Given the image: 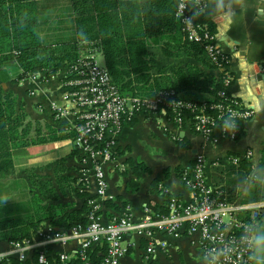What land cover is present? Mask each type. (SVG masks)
<instances>
[{
  "label": "crops",
  "instance_id": "1",
  "mask_svg": "<svg viewBox=\"0 0 264 264\" xmlns=\"http://www.w3.org/2000/svg\"><path fill=\"white\" fill-rule=\"evenodd\" d=\"M71 4V0H65ZM207 14L215 26V46L229 58L226 67L233 75L235 83L228 89L229 93L250 102L254 109L253 117L242 123L241 134L235 142H224L220 145L206 143L201 137L195 135L191 127L183 124L177 127L165 117L158 115L139 114L131 122L124 124L118 139V149L114 163L107 168L108 191L106 201L116 204L119 212L103 207L100 213L102 223H107L123 214L130 213L135 220L143 218L147 213L162 214L166 206V196L159 190L160 185L168 189L169 195L182 202L187 201L188 192L181 182L183 171L190 169L197 156H203L208 162L207 179L212 184L214 178H221L217 170L210 164L215 161H224L228 156L243 157L247 151L252 152V158L247 161L251 173L243 184H237L236 202L244 204L250 194L253 179L258 178L264 194V0H207ZM38 13L40 29L42 22L40 14L49 10L59 11L63 0H34ZM71 9V7H70ZM54 17L56 14H52ZM70 19L71 38L67 42H49L58 46L75 41V27L71 12L67 14ZM42 37L52 38L50 33H43ZM45 41V40H44ZM46 42V41H45ZM81 44H79L80 46ZM151 67H185L194 65L205 75L217 77L219 72L209 68L192 57L182 54L178 57H168L163 54L161 47H150ZM100 65L105 67L103 55L98 57ZM69 63H63L54 73L45 71L43 76L32 80L31 74L26 78L15 81L21 72L15 62L10 61L0 68V85L4 92H13L17 100V108L22 109L29 121L40 125L42 132L50 127L58 132L75 136L72 125L74 114L56 120L51 111V104H61L63 100L64 69ZM72 140L51 142L42 145H32L12 152V171L0 178V191L9 190L8 196L0 199V204L8 207L11 212L4 216L0 212V220L25 219L31 214L30 199L38 195V190L31 183L34 181H50L59 196L57 202H45L46 210L50 206L66 208L67 212L80 210L87 199L95 197V183L93 177L88 175L79 183V161L73 155ZM61 164L71 170L66 175L76 180L84 197L77 193L61 194L56 182L55 167ZM226 168V167H224ZM225 179V177H222ZM18 188H15V187ZM75 189V188H74ZM126 204L123 209L121 204ZM256 203V202H255ZM122 213V214H121ZM264 221L259 223L255 238L264 235ZM59 232L49 221L38 225V230L31 235L30 243L44 248L50 260L61 253L75 255L79 249L76 241L66 245L44 244V238ZM156 240L165 242L164 249H158L150 257H146L145 249L148 239L131 237L124 243L127 250L120 264H205L199 246L191 238L158 235ZM41 245V246H40ZM94 247L92 251L94 252ZM11 251L8 241L0 240V254ZM92 251L90 253H92ZM33 251L28 254L31 259ZM100 255V252H98ZM255 264V262H254Z\"/></svg>",
  "mask_w": 264,
  "mask_h": 264
},
{
  "label": "built area",
  "instance_id": "2",
  "mask_svg": "<svg viewBox=\"0 0 264 264\" xmlns=\"http://www.w3.org/2000/svg\"><path fill=\"white\" fill-rule=\"evenodd\" d=\"M172 1L185 38L202 45L216 70L224 73L225 91L218 93L216 103L201 104L176 99L173 91H160L154 99L148 100L123 97L107 69L98 63L97 59L102 55L100 46L96 42L81 44L77 59L64 69L62 103L51 104V111L56 120L71 112L74 114L72 147L78 153L79 180L83 183L88 175L93 177L95 197L88 201L85 223L79 222L69 231L44 238V244L66 245L76 241L79 249L75 255L61 253L50 260L42 248L37 255V264H72L73 261L88 264L90 250L102 244L106 245V251L100 264H120L127 253L124 243L131 237L149 240L145 253L146 257H150L156 250L167 246L165 242L156 240L158 235L173 239L191 238L199 246L205 264L254 263L250 257L255 252V229L264 201L252 204L227 202L222 198L223 192L208 181L206 173L209 164L201 155L180 177L188 192L187 201L170 197L166 203V215L147 213L135 220L130 213H126L107 223H102L100 219L108 191L106 171L115 161L124 124L139 114L163 113L177 127L187 124L206 143L220 145L237 141L242 123L254 115L250 102L228 92L235 79L229 76L226 69L228 56L215 46V34L195 25L188 14L190 4L196 5V12H199L207 8V2ZM43 74L31 73V81ZM251 158L252 152L247 151L243 157L231 156L210 165L236 166L243 159L249 161ZM159 190L169 194L162 185ZM10 245L11 251L0 254V264H25L28 254L38 249L30 240L10 242Z\"/></svg>",
  "mask_w": 264,
  "mask_h": 264
},
{
  "label": "trees",
  "instance_id": "3",
  "mask_svg": "<svg viewBox=\"0 0 264 264\" xmlns=\"http://www.w3.org/2000/svg\"><path fill=\"white\" fill-rule=\"evenodd\" d=\"M71 9L75 41L52 46L42 42L34 0H0V68L7 62H15L21 70L15 81L22 80L31 73H54L61 64L77 59L79 44L96 42L101 48L105 68L123 97L148 100L154 99L160 91H173L176 99L201 104L216 103L219 100L218 93L225 91L223 72L214 77L205 75L194 65L159 69L151 67L149 48L161 47L163 54L168 57L185 54L216 70L204 47L185 38L172 0H71ZM196 10L197 6L190 4L188 14L193 23L210 34L215 33L207 8L199 12ZM229 76L233 77L232 74ZM45 130V133L42 132L40 125L29 121L26 113L17 108L14 93L4 92L0 85V178L12 171L14 150L74 140L75 137L50 127ZM73 155L78 158L75 150ZM70 170L57 164L55 184L63 195L66 188L69 192L84 197L83 193H78V187L74 186L76 180L66 175ZM79 170L80 166L78 173ZM250 173V166L243 159L236 166L229 165L217 170L221 178H214L210 184L223 192L222 198L233 203L238 200L235 185L243 184ZM31 183L38 190V195H33L29 201L31 214L26 215L25 219L0 220V240L29 241L43 221H49L59 232L69 231L79 222L85 223L90 199L84 202L80 210L67 212L60 205L50 206L46 210L44 201H58L56 188L50 181L32 180ZM261 188L258 178H254L245 202L264 201ZM165 196L167 200L171 197L169 194ZM121 205L123 209L126 207L124 203ZM103 207L117 212L121 210L111 201L105 202ZM162 214H167L166 206ZM262 221L264 209L260 211L256 229ZM96 247L94 252L90 250L92 253H89L88 264H100L105 255V244ZM38 252L39 249L34 250L31 259L27 258L25 264H37ZM72 264L83 263L73 261Z\"/></svg>",
  "mask_w": 264,
  "mask_h": 264
},
{
  "label": "rangeland",
  "instance_id": "4",
  "mask_svg": "<svg viewBox=\"0 0 264 264\" xmlns=\"http://www.w3.org/2000/svg\"><path fill=\"white\" fill-rule=\"evenodd\" d=\"M63 1L65 4L62 5V9L59 11V13H57L56 11L49 12L48 10L40 14V19L42 22L41 34L43 31V33H50L55 35L51 39L50 38L44 39L41 35L42 42L45 44H48L49 42H59V41L67 42L71 38L72 29L70 28V19L67 17L69 11L71 12L70 9L71 4L66 3L65 0ZM52 14H56V16L54 17ZM98 63H100V61ZM15 188L18 187L16 186ZM8 192L9 190L0 191V199L4 196H8ZM8 210H9L8 207H4L3 205L0 204V212H3L2 217L9 216L11 214V212ZM241 217H245V216L241 215ZM256 230L257 229H255V234H256ZM255 252H256V245H255Z\"/></svg>",
  "mask_w": 264,
  "mask_h": 264
},
{
  "label": "clouds",
  "instance_id": "5",
  "mask_svg": "<svg viewBox=\"0 0 264 264\" xmlns=\"http://www.w3.org/2000/svg\"><path fill=\"white\" fill-rule=\"evenodd\" d=\"M255 245L256 252L250 258L255 264H264V235H259L255 238Z\"/></svg>",
  "mask_w": 264,
  "mask_h": 264
}]
</instances>
